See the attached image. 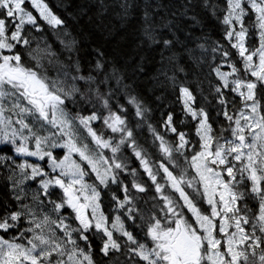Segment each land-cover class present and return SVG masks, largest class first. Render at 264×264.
<instances>
[{"label":"snow or ice","instance_id":"6c2138e0","mask_svg":"<svg viewBox=\"0 0 264 264\" xmlns=\"http://www.w3.org/2000/svg\"><path fill=\"white\" fill-rule=\"evenodd\" d=\"M207 6L213 15L221 13L229 45L216 42L211 48L213 62L216 53L220 59L213 68L218 82L209 93L214 106L202 94L198 103L178 77L187 78L204 62L205 44L191 46L200 38L190 32L181 39L179 24L158 17L156 7L146 4L143 11L142 41L162 47L159 75L178 89L184 116L195 122L191 132L180 130L169 112L163 127L176 137L171 143L148 124L153 143L167 158L157 163L137 143L139 124L129 125L128 109L116 97L126 95L141 120L151 110L130 94L116 62L96 49L95 64L83 74L78 56L65 57V63L47 41L40 47L34 33L65 25L47 0H0V143L23 157L17 162L15 156L0 155L12 192L10 200L0 202V264H98L94 239L109 264H121V255L127 264H133L131 257L135 264H264V0ZM118 7V15L127 18L134 5L124 0ZM189 10L182 5L180 15ZM252 36L258 43H250ZM61 44L75 52V40ZM185 56L191 62L187 70L178 62ZM224 65L230 70L223 71ZM78 105H91L88 114L70 110ZM95 122L102 125L99 131ZM105 130L111 133L107 137ZM125 146L159 194L146 215L136 207L134 193L148 188L137 182V170L121 155ZM56 149L66 151L61 156ZM125 175L132 177V192ZM105 193L116 206L109 214L102 206ZM250 200L257 209L249 207ZM121 210L123 218L117 214ZM126 219L141 220L143 238L128 230Z\"/></svg>","mask_w":264,"mask_h":264},{"label":"trees","instance_id":"16d2710c","mask_svg":"<svg viewBox=\"0 0 264 264\" xmlns=\"http://www.w3.org/2000/svg\"><path fill=\"white\" fill-rule=\"evenodd\" d=\"M47 2L53 8V11L65 20V25L60 30L45 27L43 33H34L38 36L39 42L41 41V37L42 39L44 37L45 41L48 38L49 44L56 52L61 53L60 60L65 63L67 62L65 57L72 55L75 59L78 56L82 73L85 75L88 73L89 67L95 64L97 56L96 49L103 52L105 58L109 61H115L117 67L122 70L126 78L125 82L130 85V94L141 98L145 106L151 110L146 114L145 119L141 120L134 116V106L127 103L126 95L119 94L116 97L119 103L124 104L128 109L129 125L134 127L136 124H139L138 128L134 127L137 143L149 154L152 161L158 163L159 159L166 160L167 158L163 156V153L158 150L157 145L153 143V136L148 128V124L155 127L171 143L176 137L163 127L164 120L169 112L173 113L174 123H177L180 130L191 132L195 122L184 116L182 104L178 98V89H172L167 86V82L159 75L158 70L161 68L160 53L162 47L142 41L144 8L146 4L150 10L152 7H156L158 9V17L163 16L167 19H173L175 23L179 24L181 31L178 34L181 39L189 32L193 33L195 37H199L200 39L196 40L191 46H195V43L205 44L207 51L204 54V62L194 72H190L187 78L182 73L178 74V77L180 81L191 87V90L197 96L198 103L200 102L202 94L214 106L216 101L213 99V95L209 93L213 91L214 86L218 82L213 68L216 66V63L220 62V59L219 53H216V63L213 62L211 48L215 46L216 42L222 44L226 49L229 45L224 39L225 26L222 24V20L218 19L221 13L216 12L213 15L212 8L207 5L222 6L223 0H128V3L133 4L134 7L129 10L127 18L118 15L121 12L118 5L123 3L124 0H47ZM185 4H188L190 10L187 16H181L182 5ZM173 13H176V15L173 16ZM191 17H196L199 23H195ZM164 35L166 38H171L166 29L164 30ZM72 40L76 41L74 53L65 49L61 44V41L67 44ZM250 43H258L257 38L252 36ZM176 51L179 52L180 49H176ZM169 54L165 52L166 56ZM232 60L237 63V67L241 66L235 52H232ZM186 61V56L178 57V62L185 65L187 70L191 68V62L188 61L186 63ZM222 70L229 71L230 69L227 65H224ZM169 75H172V73L169 72ZM257 93L259 96V86ZM69 107L72 112L80 111L86 115L91 105ZM113 108L115 109V104ZM209 110L210 115H213L211 109ZM180 120L185 121L183 126L178 124ZM93 127L99 131L102 125L100 122H95ZM216 127L217 125L214 124L213 128L215 129ZM110 134L109 130H105L104 135L106 137ZM191 139L195 142L194 136ZM12 147L11 145L0 143V155L15 156L17 162H20L23 157H19L18 154L10 151ZM63 152V149L54 150V154L58 155H61ZM106 154L108 153L106 152ZM121 155L128 158L126 162L130 168L137 170V182L144 184L148 188L147 193H134L136 196V207L140 209L141 214L146 215L147 210L158 203L159 194L155 193L150 178L143 171L139 160L135 158L131 149L125 146L122 148ZM29 159L32 162H36L37 158L32 157ZM4 175L5 169L0 167V202L10 200L12 197L10 184L4 179ZM123 179L124 183H129L132 177L125 175ZM246 184L250 186L249 181H246ZM31 187L36 188L37 185L32 184ZM113 190L115 191L116 189ZM129 190L130 192L133 191L130 183ZM117 194L120 195L119 192ZM153 196H156L157 200H153ZM121 198L123 197L121 196ZM52 199H56V194H53ZM109 201L110 197L108 194H103L102 206L105 213H109L110 207L112 209L116 207L114 203L110 204ZM249 207L255 210L258 205L255 200H250ZM120 212L123 216L125 215L123 210ZM69 213L70 210L64 212L65 215ZM55 218V215H53V219ZM68 222L73 223V221ZM125 224L128 230L132 231L134 235H137L138 238H143L144 229L140 219L135 220V222L131 219H126ZM92 246L96 252L94 258L98 261V264L101 260H103L104 264H109V258L103 257L98 253L100 246L99 239H94ZM119 259L121 264H127L126 258L123 255L119 256ZM131 259L133 264H135L136 258L131 257Z\"/></svg>","mask_w":264,"mask_h":264},{"label":"rangeland","instance_id":"374dc122","mask_svg":"<svg viewBox=\"0 0 264 264\" xmlns=\"http://www.w3.org/2000/svg\"><path fill=\"white\" fill-rule=\"evenodd\" d=\"M38 37V36H37ZM48 38H47V42H48ZM44 43H45V38L43 37V39L41 38V41H40V46H44ZM48 44H49V42H48ZM36 42H33L32 43V49H35L36 48ZM41 48H43V47H41ZM52 50H54V48L52 47ZM55 51V50H54ZM44 64H45V67H49L48 65H47V61L46 60H44V61H42ZM55 71H56V69L55 68H51L50 69V71H49V75H52V76H54L55 75ZM223 71H227V70H223ZM23 103H26V102H23ZM32 122V120H31V118H29V123H31ZM79 135L81 136V138H86L87 137V133L83 130V129H80L79 130ZM84 142H87V143H89V145L91 146V144H92V142H91V140H90V138H87V139H85L84 140ZM66 150H64V152H65ZM64 152L61 154V156L64 154ZM245 183H246V181H245ZM250 183V182H249Z\"/></svg>","mask_w":264,"mask_h":264},{"label":"flooded vegetation","instance_id":"af4514ba","mask_svg":"<svg viewBox=\"0 0 264 264\" xmlns=\"http://www.w3.org/2000/svg\"><path fill=\"white\" fill-rule=\"evenodd\" d=\"M106 214H109V213H106ZM117 214H121V212H119V213H117ZM122 215V218H123V214H121Z\"/></svg>","mask_w":264,"mask_h":264}]
</instances>
